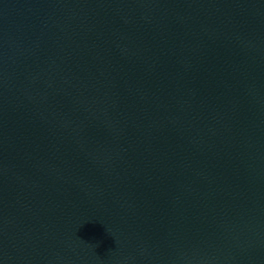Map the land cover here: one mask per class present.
<instances>
[{
	"label": "water",
	"instance_id": "obj_1",
	"mask_svg": "<svg viewBox=\"0 0 264 264\" xmlns=\"http://www.w3.org/2000/svg\"><path fill=\"white\" fill-rule=\"evenodd\" d=\"M0 264H264V0H0Z\"/></svg>",
	"mask_w": 264,
	"mask_h": 264
}]
</instances>
